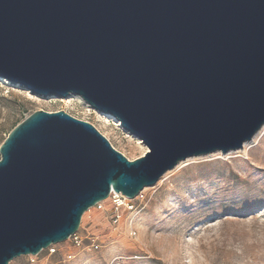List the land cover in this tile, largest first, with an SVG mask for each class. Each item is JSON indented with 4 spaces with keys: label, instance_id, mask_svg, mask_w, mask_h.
Listing matches in <instances>:
<instances>
[{
    "label": "water",
    "instance_id": "obj_1",
    "mask_svg": "<svg viewBox=\"0 0 264 264\" xmlns=\"http://www.w3.org/2000/svg\"><path fill=\"white\" fill-rule=\"evenodd\" d=\"M0 79L75 96L148 148L37 111L0 146V264L74 237L110 193L134 199L189 158L264 126V0H0Z\"/></svg>",
    "mask_w": 264,
    "mask_h": 264
},
{
    "label": "rangeland",
    "instance_id": "obj_2",
    "mask_svg": "<svg viewBox=\"0 0 264 264\" xmlns=\"http://www.w3.org/2000/svg\"><path fill=\"white\" fill-rule=\"evenodd\" d=\"M59 100L0 79V146L33 113L65 111L129 160L147 152L113 116ZM161 180L119 210L107 199L85 212L76 239L10 264H264V133L247 155L196 160Z\"/></svg>",
    "mask_w": 264,
    "mask_h": 264
},
{
    "label": "bare ground",
    "instance_id": "obj_3",
    "mask_svg": "<svg viewBox=\"0 0 264 264\" xmlns=\"http://www.w3.org/2000/svg\"><path fill=\"white\" fill-rule=\"evenodd\" d=\"M68 99H70V100H68ZM72 99H74V100H75V99H78V100H79V105L81 104L83 107H85V108L87 109L88 112H89V111H94L97 115H99V116L102 115V113H100L99 111H96V110L92 109L89 105H87V104L84 103L81 99H79L78 97H75V96H70L69 98H65V99L62 98V99L59 100V102L64 103V104H66V105H69L70 102L72 101ZM78 100H77V101H78ZM109 117H110V116H109ZM109 117H107V118H109ZM112 119L117 123V125H118L119 127L123 128V127L121 126V124H120L119 121H117L114 117H112ZM263 133H264V126L261 128V130L257 133V135L254 136V138H253L250 142H247V143H245V144L243 145L242 150L240 149V150H237V151H234V152H229V153L224 154V155H223V153H221V152H215V153H212V154H210V155H205V156H201V157L189 158V159H187V160H185V161H183V162H180V163L177 165V167H176L175 169H173L172 171L168 172V173L162 178V180H163L165 177H167V176H169V175H171V174H174L176 171H178L179 169H181V168L184 167L185 165H188V163L193 162V161H196V160L212 159V158H215V157H217V156L227 157V156H229V155H231V154H238V153H241V154H243V155H247L249 149L259 141V139L261 138V136L263 135ZM162 180H161V181H162ZM146 189H147V188H146ZM146 189H145V190H146ZM145 190H144V191H145ZM123 197H124V199L122 200V203H121V204H122V206H126V205L128 204V201H130V199H128V198L125 197V196H123ZM105 201H106V200H105ZM134 218H135V216L133 215L132 219H134Z\"/></svg>",
    "mask_w": 264,
    "mask_h": 264
},
{
    "label": "built area",
    "instance_id": "obj_4",
    "mask_svg": "<svg viewBox=\"0 0 264 264\" xmlns=\"http://www.w3.org/2000/svg\"><path fill=\"white\" fill-rule=\"evenodd\" d=\"M108 199H110V200L113 201L116 210H119L120 208L124 207V206H122V204H121V203H122V200L124 199V197H123V195H122L121 193L118 194V193H115L114 191H112V192L110 193V196H109ZM95 208L100 209V208H101V203L97 204ZM118 219H119V218H116V219H115V223H117V222L119 221ZM73 238L76 239L77 236L75 235Z\"/></svg>",
    "mask_w": 264,
    "mask_h": 264
},
{
    "label": "trees",
    "instance_id": "obj_5",
    "mask_svg": "<svg viewBox=\"0 0 264 264\" xmlns=\"http://www.w3.org/2000/svg\"><path fill=\"white\" fill-rule=\"evenodd\" d=\"M14 128H15V127H14ZM8 135H9V133H8ZM4 141H5V139H4ZM4 141H3V142H4Z\"/></svg>",
    "mask_w": 264,
    "mask_h": 264
}]
</instances>
